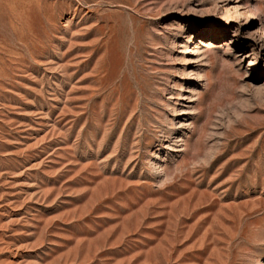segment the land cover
<instances>
[{"label":"rangeland","instance_id":"obj_1","mask_svg":"<svg viewBox=\"0 0 264 264\" xmlns=\"http://www.w3.org/2000/svg\"><path fill=\"white\" fill-rule=\"evenodd\" d=\"M0 264H264V0H0Z\"/></svg>","mask_w":264,"mask_h":264}]
</instances>
